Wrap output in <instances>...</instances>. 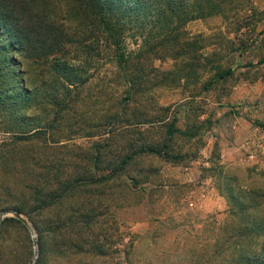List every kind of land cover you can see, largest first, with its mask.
Wrapping results in <instances>:
<instances>
[{"label": "rangeland", "instance_id": "rangeland-1", "mask_svg": "<svg viewBox=\"0 0 264 264\" xmlns=\"http://www.w3.org/2000/svg\"><path fill=\"white\" fill-rule=\"evenodd\" d=\"M14 1L40 31L48 20L63 29L66 45L49 58L68 60L83 78L64 96L50 60L7 52L6 60L21 59L9 68L10 80L21 84L25 76L34 88L22 128L54 118L56 152L77 155L70 169L80 168L91 143L109 134L103 113L127 102L113 46L85 0ZM182 2L165 23L153 10L116 35L132 85L128 125L118 124L108 151L130 140L161 141L174 118L170 156L135 157L112 182L74 189L69 207L54 204L34 221L7 214L18 219L0 224V264H29L35 247L33 264H264V127L255 123H264V0ZM7 41L0 30V43ZM8 136L0 130V139ZM25 144L34 157V144ZM27 173L17 177L29 182Z\"/></svg>", "mask_w": 264, "mask_h": 264}, {"label": "trees", "instance_id": "trees-1", "mask_svg": "<svg viewBox=\"0 0 264 264\" xmlns=\"http://www.w3.org/2000/svg\"><path fill=\"white\" fill-rule=\"evenodd\" d=\"M182 4V0H85V5L94 11L97 19L95 23H99V29L104 32L113 46V60L118 71L122 73L121 81L125 83L127 102L103 113L102 118L109 127L107 129L109 134L102 141L95 140L91 143L90 152L82 157L81 166H78L80 168L70 169V165L77 166L78 163L73 161L72 157L78 156L68 151L66 154L56 152L55 146L61 140L53 136L54 118L44 120L41 117L34 127L22 128L25 118L30 116L22 109H29L34 104V88L27 86L28 80L25 76L21 77V84L11 81L9 68L12 64H20L21 59L12 57L6 60L9 51L35 61L50 60V71L58 79L55 85L61 94L66 96L68 90L82 83L83 78L75 65L68 60L49 57L65 47L67 34L62 28L58 30L54 28L49 20L44 21L43 32L40 31L36 20L19 10V3L14 0H0V30L8 37L7 42L0 43V76H6L0 80V130L9 132L8 137L0 139V210L11 208L33 220L35 214L47 211L54 204H58L61 208L69 207L67 199L72 195L70 193L82 185L97 183L105 185L112 182L135 157L148 153L161 157L170 156L166 147L167 139L177 131L173 126L174 118L167 125L165 137L161 141H140L134 145L130 140L121 146L118 153L111 155V151H108L114 144L115 136L120 133V131L116 132L119 128L118 124L123 122L128 125V122H124L127 121L124 109L130 102L132 85V77L124 71L127 58L122 50V40L116 35L121 32L122 27H129L142 19L140 16L149 14L153 10L157 13L155 19L165 23L169 19H166L168 16L161 18L169 12L177 15ZM51 22H54L53 19ZM39 32L43 36H39ZM230 71V67L222 70L218 68L215 75L223 77ZM52 99L53 103H61V100ZM63 103L65 104L61 108L65 109L68 102L63 100ZM255 123L264 127V123L260 120H255ZM31 142L35 146L34 157H29L23 150L25 143ZM62 144L61 147L64 146V143ZM30 159L33 160L31 163ZM23 171L31 173L29 182L17 177ZM83 202L84 200L78 204L77 209ZM6 219L18 218L6 216L0 224ZM52 222L50 218L46 220V230L54 229ZM57 222L58 232L61 236L65 235L67 233V228L64 227L65 218L59 216ZM36 262L38 264L39 261Z\"/></svg>", "mask_w": 264, "mask_h": 264}, {"label": "water", "instance_id": "water-1", "mask_svg": "<svg viewBox=\"0 0 264 264\" xmlns=\"http://www.w3.org/2000/svg\"><path fill=\"white\" fill-rule=\"evenodd\" d=\"M10 213H11V214H14V215H16V216H18V217H20V218H22L23 221H24L25 223H27V221L23 218V216H22L21 213L17 212V211L14 210V209H11V208H4V209H1V210H0V220H1L4 216H6L7 214H10ZM31 234H32V237H33L34 244H36V237H35V234H34V232H33L32 229H31ZM36 252H37V248L35 247V248H34V254H33L32 257L30 258V260H29V264H33V262H34V258H35V256H36Z\"/></svg>", "mask_w": 264, "mask_h": 264}]
</instances>
